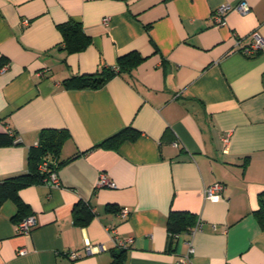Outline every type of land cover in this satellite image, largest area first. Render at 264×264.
I'll return each instance as SVG.
<instances>
[{
    "label": "crops",
    "instance_id": "1",
    "mask_svg": "<svg viewBox=\"0 0 264 264\" xmlns=\"http://www.w3.org/2000/svg\"><path fill=\"white\" fill-rule=\"evenodd\" d=\"M242 1L248 14L212 20ZM67 22L91 39L81 53L62 49L58 26ZM255 32L263 48L245 55ZM131 53L144 60L104 87H64ZM124 129L139 136L99 147ZM8 130L21 143L0 146V180L36 168L30 153L44 132L64 135L58 154L43 157L64 164L60 187L19 192L23 212L11 199L1 206L0 264H264L255 214L264 193V0H0V134ZM102 174L115 188L98 186ZM216 183L221 197L205 199ZM172 212L203 222L192 255L187 236L169 234ZM28 217L36 226L17 234ZM111 230L133 242L118 249Z\"/></svg>",
    "mask_w": 264,
    "mask_h": 264
},
{
    "label": "trees",
    "instance_id": "2",
    "mask_svg": "<svg viewBox=\"0 0 264 264\" xmlns=\"http://www.w3.org/2000/svg\"><path fill=\"white\" fill-rule=\"evenodd\" d=\"M59 31L63 37V48L67 53H81L87 49L91 44V39L87 36L82 28V25L77 22H67L58 26ZM143 57L138 53H131L119 58L118 66L108 72L96 73L92 75L73 76L63 82L64 87L69 90H98L105 86V84L114 76L120 75L123 72H129L133 68L137 67L142 61ZM139 136V132L132 129H124L119 133L108 138L102 142L99 147L105 149H117L124 140L134 141ZM6 134H0V146L7 145H19L15 143V138ZM64 141V135L62 133H42L37 148L31 150L30 160L37 161L38 165L35 169L29 173L21 174L15 177H11L5 180H0V208L6 200H13L19 213L23 212L26 205L19 197V192L28 186L44 183L49 173H42L39 171L41 162L46 160L43 157L53 154L56 155L61 149ZM71 160V159H70ZM68 160L67 162H69ZM45 162V161H44ZM49 170L57 173L59 166L63 164H53L49 162ZM66 162V163H67ZM261 226L264 228V193L260 196V207L255 212ZM196 223V218L187 212H172L169 216V234L172 237L177 235H185L191 227ZM119 262L123 258V255L119 254L115 256Z\"/></svg>",
    "mask_w": 264,
    "mask_h": 264
},
{
    "label": "built area",
    "instance_id": "3",
    "mask_svg": "<svg viewBox=\"0 0 264 264\" xmlns=\"http://www.w3.org/2000/svg\"><path fill=\"white\" fill-rule=\"evenodd\" d=\"M236 11L242 15L248 14L250 12V7L246 1H242L236 6L231 5H223L213 13L212 20L215 22L217 26H222L225 22V18L227 14L230 12ZM108 20H105V23H107ZM26 24L28 21L25 22ZM252 37L254 39V44L251 45L249 48L243 50V53L245 55H256L258 54L262 48V40L258 33H253ZM10 136L14 137V133L11 130L7 131ZM15 143H21V139L19 137L15 138ZM222 143H223V150L224 152L228 151V148L231 143V134H225L222 137ZM39 171L42 173H49L48 177L45 179L44 183L52 188H58L60 187L59 178L57 176V173H54L49 170V163L48 162H42V164L39 167ZM99 187H109V188H115V184L111 182L108 177L104 174L101 175L99 183ZM225 187L222 183H216L208 188L205 189L204 195L205 199L207 200H214L219 199L221 197V193L224 191ZM129 215V210L127 208H124L120 211L119 217L121 218H127ZM36 226V220L34 217H28L23 219L22 221L18 222L16 225V232L17 234H30L33 228ZM203 230V222L201 220L196 221L195 225L189 229V231L185 234L189 238L188 246H189V254H194V246L192 243L193 236L201 232ZM176 237H179L177 235ZM111 238L115 244V246L118 249H127L128 244L132 243V240H121L119 236H117V233L115 230H111ZM86 252H91L93 249L90 247L89 244L86 246ZM25 254L24 251L21 252V255ZM69 257L71 260H78L82 258V255L79 252H71L69 254Z\"/></svg>",
    "mask_w": 264,
    "mask_h": 264
}]
</instances>
